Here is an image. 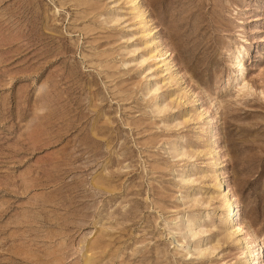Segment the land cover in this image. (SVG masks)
Returning <instances> with one entry per match:
<instances>
[{"label": "rangeland", "instance_id": "obj_1", "mask_svg": "<svg viewBox=\"0 0 264 264\" xmlns=\"http://www.w3.org/2000/svg\"><path fill=\"white\" fill-rule=\"evenodd\" d=\"M250 234L264 264V0H0V264H248Z\"/></svg>", "mask_w": 264, "mask_h": 264}, {"label": "bare ground", "instance_id": "obj_2", "mask_svg": "<svg viewBox=\"0 0 264 264\" xmlns=\"http://www.w3.org/2000/svg\"><path fill=\"white\" fill-rule=\"evenodd\" d=\"M131 4V3H130ZM134 4H136V3H134ZM132 7V6H131ZM141 24H140V26L141 27H144V26H146V23H147V20H146V16H143V17H141ZM143 29V28H142ZM152 30V29H151ZM151 30H148L147 31V35L149 36V35H151ZM144 31V30H143ZM146 35V36H147ZM161 55V54H160ZM165 59V57H163L161 60L163 61ZM165 63V62H164ZM235 64H236V76H235V80L236 81H238L239 82V80H244L245 79V68H244V64H243V61H242V59L241 58H238V59H236V61H235ZM235 67V66H234ZM235 73V72H234ZM235 75V74H234ZM233 79V78H232ZM234 81V80H233ZM215 126V125H214ZM216 131V130H215ZM203 132V131H202ZM217 139H219V137L218 136H215ZM214 140H215V138H214ZM219 145V144H218ZM218 153V152H217ZM217 157H218V155H217ZM212 162V161H211ZM210 162V163H211ZM205 165V164H204ZM219 163H218V161L217 160H213V162H212V168L213 169H217L218 167H219ZM221 166V165H220ZM211 168V167H210ZM214 175H216L215 176V179L217 180V184L215 185L216 186V188H218V191L220 190L221 192H223L222 193V197H221V199H224V203H222L223 204V208L222 209H224V211L221 213V214H218L217 215V218H218V220L220 221V222H222V227H223V233H224V236H230V235H233V234H237L238 235V233H239V226H237L236 224H235V221H236V218H235V216H236V208H235V197L233 196V194H232V192L230 191V189L228 188V186H227V184L225 183V181H224V179H222L223 177H222V175H221V173H217V174H214ZM214 177V176H213ZM185 179V178H184ZM214 186V185H213ZM217 191V190H216ZM211 200V199H210ZM221 210V209H220ZM192 222V221H191ZM215 228V227H214ZM189 231H191V229L189 228L188 229ZM196 231V230H195ZM190 234V233H189ZM248 236V235H247ZM249 238H251L250 240H251V245L250 246H246V249H245V256L244 257H248L247 259H246V263H248V264H263L262 262H263V252H262V250H261V248H260V243L258 242V239H257V237L255 236V235H253V234H250L249 235ZM242 241V240H241ZM245 241V240H244ZM243 241V242H244ZM248 242V241H247ZM245 244V243H244ZM243 244V245H244ZM245 245H247V244H245ZM252 248H255V250H256V255H257V257L255 258V260H253L254 258H252L251 257V251H250V249H252ZM243 253H244V251H243ZM251 253V254H250ZM254 255V254H253ZM255 257V256H254Z\"/></svg>", "mask_w": 264, "mask_h": 264}]
</instances>
